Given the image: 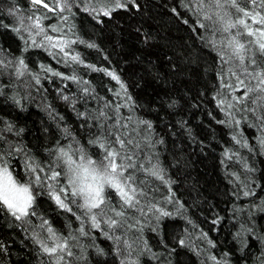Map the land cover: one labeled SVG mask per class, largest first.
I'll list each match as a JSON object with an SVG mask.
<instances>
[{
	"label": "trees",
	"instance_id": "16d2710c",
	"mask_svg": "<svg viewBox=\"0 0 264 264\" xmlns=\"http://www.w3.org/2000/svg\"><path fill=\"white\" fill-rule=\"evenodd\" d=\"M46 2L52 5L54 0ZM121 2L126 7L98 16L84 7L102 12L114 7V0H75L72 14H62L68 17L67 22L60 19V13L39 9L36 15L49 17L41 21L48 35L60 36V32L51 31V27H58L66 39L77 41L68 52L69 56L78 55L81 62H65L63 54H52L55 50L43 39V33L36 36L33 32V45L26 32L12 30L21 27V17L32 15L29 0H0V59L21 57L27 65L22 76L13 66L0 65V129L9 123L14 127L11 133H0L11 149L5 141H0V149L13 178L20 183L34 180L36 174L44 175L29 173L26 165L33 162L45 169L59 170L62 166L66 172V165L55 163L61 148L76 161L78 149L89 155L95 149L100 156L92 158H102L103 149L89 143L99 134V126L87 113L95 115L106 103L110 107L119 103L124 107L118 115L132 118L128 135L141 143V162L155 164L164 177L161 182L136 173L146 181L143 187L148 201L142 204L155 202L172 215L157 220L158 213L148 212L144 217L137 212L139 230L130 229L122 236L132 245V255H127L126 248L121 256L113 241L105 237L104 225L93 229L85 217L83 227L88 235L81 234L77 216L83 210L70 204L72 212L63 211L49 199L46 185L31 184L35 215L18 221L0 206V264H121L122 259L136 264H264V147L257 139L260 122L251 111L243 110L244 105L227 106L228 102L235 104L232 97L242 96L243 89L232 92L223 86L235 83L229 68L237 62H222V41L237 30L217 31L219 10L201 9L197 0ZM246 2L251 8L249 0H241V6ZM254 39L242 37L245 44ZM248 55L264 62L256 45ZM254 67L250 65L249 70ZM44 68L76 79H62ZM108 71L120 78L126 91L106 74ZM246 83L254 85L255 81ZM249 95L254 99L264 94ZM221 99L224 105H220ZM244 104L257 107L250 99ZM258 114L264 115V108ZM235 120L241 123L237 126ZM139 121H147L151 128ZM233 135L248 146L235 143ZM226 152L237 155L229 160ZM61 180L67 184L65 177ZM246 190L253 195L244 196ZM43 219L58 236L67 239L71 255L50 256L43 251L37 240L53 243L47 226H40ZM242 225L251 228V233ZM180 240L185 243L181 245Z\"/></svg>",
	"mask_w": 264,
	"mask_h": 264
},
{
	"label": "snow or ice",
	"instance_id": "6c2138e0",
	"mask_svg": "<svg viewBox=\"0 0 264 264\" xmlns=\"http://www.w3.org/2000/svg\"><path fill=\"white\" fill-rule=\"evenodd\" d=\"M29 2L33 6L32 15L21 17V27H15L12 30L18 34L26 32L28 39H32L34 31L36 36L43 33V39L51 49L55 50L52 53L53 55L63 54L65 62L68 60L81 62L78 55L69 56L68 52V49L77 41L66 39L62 30L58 27H51V31L60 32V36L48 35L41 21L49 19V17L36 15L39 9L43 8L47 12L60 13V19L67 22L68 17L62 14L64 12L72 14L75 0H54L52 5L46 0H29ZM249 2L251 8H249L247 2L241 6V0H197L201 9L212 7L219 10L217 21L220 23V27L216 29L217 31L231 33L232 29L237 30L222 41L225 53L221 56L222 62H237L230 65L229 68L230 75L235 77V83H223V86L229 88L232 92L243 89V95L239 97L233 96L232 99L235 104L228 102L227 106L233 108L236 105H244V111H251L256 115L257 120L260 122L258 130L261 132L260 137L257 139L260 146L264 147V115L258 114V110L264 108V95H257L254 99L250 98L249 95L251 93L264 94V62H258L255 58L248 55L251 52L252 45H256L259 54L264 56V0H249ZM124 7H126V4L122 3L121 0H114V7L107 8L102 12L88 6L84 7L83 10L90 14L96 12L98 16H109L116 9ZM10 14L13 13L10 12ZM233 16H235V19H233ZM208 18L211 19V17ZM252 25H257L258 27L253 28ZM240 29H243V31H240ZM243 36L256 37V39L249 40L245 44L242 41ZM25 42L27 44V40ZM32 44H36L34 39H32ZM88 47L92 48L95 45L88 44ZM246 56H248L247 63ZM0 65L4 67L13 66L18 76L24 75L25 71H27V65L21 57H13L10 61L0 59ZM250 65L255 66L251 71L249 70ZM256 69H259V71ZM43 70L52 72L50 68H44ZM98 70L105 71L104 69ZM52 74L61 76L62 79H76L75 76L67 77L58 72H52ZM106 74L120 85L121 90L126 91L125 85L115 73L108 71ZM246 81H255V84L252 85L251 83H246ZM37 83H39V79H37ZM84 93V103L87 104V88L84 89ZM116 95L119 96L120 93L117 92ZM63 98L66 101L69 99L67 96ZM126 99L131 100L132 98L131 96H126ZM246 99H250L251 103L256 104L257 107L255 109L249 108L247 104H244ZM219 103L224 105L225 100L221 99ZM122 107L124 105L119 103L111 107L106 103L103 109H97L95 115L90 112L87 113L88 117L95 120L99 126V134L90 139L89 143L94 146L98 145L99 149H103L102 158H92V156H100V153L95 149L91 155L85 149H78L79 160L76 161L61 148L55 163L60 165L62 162L63 165H66V172L62 166L59 170L56 167L45 169L43 166L33 162V164L26 165L29 173H44V175L36 174L34 180L20 183L13 178L8 164L3 160V150L0 149V206L5 208L16 220L23 221L26 217L36 214L34 208L35 193L30 190V185L39 184L41 187L46 185L49 199L59 209L72 212L70 204H75L79 209L83 210L82 215L77 216V219L81 221V227L78 229L81 234L88 235V232L83 227L86 217L90 220L91 228L99 230L102 225L106 227L107 230L104 231V235L107 239L113 241L119 255L124 256L127 248L129 249L127 255L131 256L132 245L128 243L127 239H122V236L126 237L130 229L139 230L137 226L141 224V220L136 217V213L139 212L144 217L148 216V212H152L153 215L158 213L159 215L156 216L157 220L171 216L172 213L166 211L163 207H159L155 202L149 201L146 204H142V201H148V192L143 187L146 181L140 179L136 173H143L145 176L154 177L161 182H164V177L155 164L141 162L138 155V151H143L141 143L136 139V136L128 135L132 118L131 116L118 115ZM139 123L145 124L149 129L151 128V124L147 121H139ZM221 123H224V121H221ZM234 123L238 126L241 121L235 120ZM4 131L13 132V125L9 123L0 129V133ZM131 131L139 135L135 128H132ZM232 139L242 147L248 146L247 142L242 143L237 135H233ZM0 141L9 143V148L11 149V143L3 135H0ZM7 154L11 155L12 153L9 151ZM236 155L235 152L231 154L226 152L225 158L230 160ZM62 176L67 181L66 185L61 180ZM113 192L115 196H113ZM243 195L249 196L253 195V193L246 190ZM145 208L148 211H145ZM213 223H216V221H213ZM40 226L42 228L47 226V232L50 234L49 239L53 242L49 245L46 242L37 240V243L42 245L45 253L50 256H58L59 253L68 252L71 255V252L68 251L67 239L58 236L53 228L49 226L48 220L43 219ZM242 229L249 233L252 231L251 228H244L243 225ZM138 241L139 237H137ZM179 243L183 245L185 241L180 240ZM209 243L211 244L212 242L209 241ZM144 247L147 248V243L144 244ZM60 258L62 259V257ZM121 264H136V262L122 259Z\"/></svg>",
	"mask_w": 264,
	"mask_h": 264
}]
</instances>
